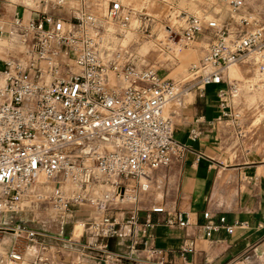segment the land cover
<instances>
[{"label": "built area", "instance_id": "obj_1", "mask_svg": "<svg viewBox=\"0 0 264 264\" xmlns=\"http://www.w3.org/2000/svg\"><path fill=\"white\" fill-rule=\"evenodd\" d=\"M144 1L138 8L123 0H0V264L61 261V238L14 219L32 206L51 209L61 223L74 221V208L100 211L88 223L95 239L88 247L105 264H168L151 244L155 224L149 217L140 222L137 208L124 223L128 253L111 249V239L125 237L116 215L107 213L111 203L137 204L155 172L184 157L188 147L174 139L175 118L195 92L217 86L214 123L231 127L239 142L264 121L255 113L263 106L245 109L241 100L245 91H264V27L255 13H244L247 0H216L237 27L180 10L178 0ZM153 4L174 11V26L166 27L173 44L213 32L183 80L138 66L132 50L116 44L133 23L155 21ZM245 61L254 77L231 79L230 67ZM200 134L192 130L189 138ZM96 187L111 188L112 196L96 194ZM140 251L143 260L133 257Z\"/></svg>", "mask_w": 264, "mask_h": 264}, {"label": "crops", "instance_id": "obj_2", "mask_svg": "<svg viewBox=\"0 0 264 264\" xmlns=\"http://www.w3.org/2000/svg\"><path fill=\"white\" fill-rule=\"evenodd\" d=\"M244 13L251 12L247 8ZM256 15L264 27L263 14ZM230 17L224 22L237 27ZM203 34L210 44L213 32L205 30ZM255 74V67L250 64L248 74L238 80L251 79ZM216 91L217 86L210 85L204 95L195 92L179 110L174 139L187 145L188 151L182 159L155 172L166 182L162 211L139 209L140 222L149 217L155 224L151 244L164 252L168 264H264V121L246 141L239 142L231 127L214 123L219 115ZM250 94L245 91L242 95L245 109L264 106V101L251 104L247 100ZM253 115L249 113L244 121L248 130L254 122ZM196 129L201 134L193 141L189 134ZM255 142L259 146H253ZM248 147L253 148L251 152L246 151ZM127 208L116 212L125 237L110 241L116 253L125 255L129 251V230L124 223L131 212ZM205 213H209V218ZM179 218L186 224L179 225ZM221 218L225 219L223 223ZM209 226L213 229L209 230ZM61 251L64 254L62 248ZM133 257L143 260L145 254L140 251ZM84 264L102 263L87 259Z\"/></svg>", "mask_w": 264, "mask_h": 264}, {"label": "rangeland", "instance_id": "obj_3", "mask_svg": "<svg viewBox=\"0 0 264 264\" xmlns=\"http://www.w3.org/2000/svg\"><path fill=\"white\" fill-rule=\"evenodd\" d=\"M123 2L139 8L146 1L123 0ZM150 2L152 3L153 1ZM178 6L180 10H188L193 14L206 17V20L216 18L220 22H224L231 14L228 6L216 0H178ZM247 8L251 13L263 14L262 18H264V0H247ZM152 10L154 12L149 11L152 13L151 15L157 13L159 15L155 16V21L146 22L143 19L142 22L133 23L116 38V44H121L132 50L138 66H154L160 70V75L163 78L183 80L187 77L191 66L203 58L209 46V40L206 36H203L205 34L201 33L187 46L169 42L170 34L168 32L169 29L166 27L174 26L173 24L176 20L174 11L167 7L162 8L160 4L159 7L153 4ZM174 37L175 41L179 40V36L174 35ZM167 44H169L170 50L166 48ZM249 70L250 63L247 61L241 62L231 68L229 76L232 79H242L243 76L245 77L248 74ZM247 100L251 104L264 101V91L248 95ZM255 113L257 114L256 117L264 118V106L258 107ZM147 184L148 190L141 193L137 204L122 203L116 200V202L111 203V209L107 213L116 215V212L127 211V207H129V211L136 208L142 211L148 208H160L161 201L164 199L166 182H164L162 175L158 172L154 174L153 179ZM111 191L112 189L109 187H96L93 189V192L100 195H103L102 192ZM74 213L75 219L73 222L61 223L51 209L45 208V206H32L15 214L14 219L31 227L43 229L51 235L61 238L58 244L63 249L64 254L61 257V261L56 264H84L87 259L105 264L102 261V254L88 247L95 241L88 234V223L91 221V217H100L101 212L94 208L82 207V210L74 208ZM75 226L80 229V235H78L79 231L76 234L74 233ZM110 247L114 251L111 244Z\"/></svg>", "mask_w": 264, "mask_h": 264}, {"label": "bare ground", "instance_id": "obj_4", "mask_svg": "<svg viewBox=\"0 0 264 264\" xmlns=\"http://www.w3.org/2000/svg\"><path fill=\"white\" fill-rule=\"evenodd\" d=\"M235 65H233V66H231L230 67V69H229V74H230V71H231V68L232 67H234ZM103 193V195L105 196V197H111L112 195H111V192H102ZM79 231V229H78V227H76L75 228V234L77 233Z\"/></svg>", "mask_w": 264, "mask_h": 264}]
</instances>
